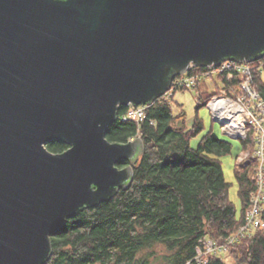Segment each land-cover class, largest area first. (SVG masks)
<instances>
[{"label":"water","instance_id":"obj_1","mask_svg":"<svg viewBox=\"0 0 264 264\" xmlns=\"http://www.w3.org/2000/svg\"><path fill=\"white\" fill-rule=\"evenodd\" d=\"M263 59L264 0H0V264H47L69 219L132 185L145 146L107 139L119 107Z\"/></svg>","mask_w":264,"mask_h":264},{"label":"trees","instance_id":"obj_2","mask_svg":"<svg viewBox=\"0 0 264 264\" xmlns=\"http://www.w3.org/2000/svg\"><path fill=\"white\" fill-rule=\"evenodd\" d=\"M252 66L255 89L264 100V59ZM205 70L193 68L187 74ZM193 89L199 104L191 126L184 106L175 100L187 89L165 94L147 106L140 124L124 120L129 107H119L107 139L111 143L142 139L145 151L134 167V181L110 201L69 219L51 238L53 255L47 264H152L156 259L161 264H188L208 239L224 246L239 233L257 189L258 161L250 157L235 166L238 208L230 198L232 184L226 181L222 164L232 154L233 144L208 132L196 148L192 146L205 131L199 110L222 96V89L210 92L205 83ZM224 89L236 100L241 92L238 78ZM246 132L242 152L253 153L254 130L248 126ZM47 148L60 154L69 147L52 141ZM128 165L123 162L119 167ZM227 255L232 264H264V229L228 245ZM206 264L228 263L225 255L212 253Z\"/></svg>","mask_w":264,"mask_h":264},{"label":"built area","instance_id":"obj_3","mask_svg":"<svg viewBox=\"0 0 264 264\" xmlns=\"http://www.w3.org/2000/svg\"><path fill=\"white\" fill-rule=\"evenodd\" d=\"M236 78L239 80L241 92L239 97L233 100L227 97L224 84L228 83L231 85ZM208 82L213 85V91L217 87L222 89V96L213 99L209 104L214 119L232 123L235 117V120L240 124V129L237 130H239L238 135L241 139L247 138L246 127L249 126L254 130L256 144L254 152H242L238 157V161L239 164H242L250 157L258 161V167L255 172L257 189L252 194L246 223L239 233L229 238L227 245L224 246L216 245L212 240L208 239L204 243V250L198 249L197 257L188 264H206L210 254L221 253L225 255L228 253V245L252 236L258 229H264V100L255 89L254 67L249 63L238 64L234 62H225L220 67L211 66L203 72H197L191 76L186 74L176 78L171 90L166 94L170 95L175 90L180 89L192 90L199 83L207 85ZM146 108L147 106H130L123 119L140 124L146 117ZM135 139L132 138L131 141ZM226 258L225 261L229 264L231 258L229 257L230 260Z\"/></svg>","mask_w":264,"mask_h":264},{"label":"rangeland","instance_id":"obj_4","mask_svg":"<svg viewBox=\"0 0 264 264\" xmlns=\"http://www.w3.org/2000/svg\"><path fill=\"white\" fill-rule=\"evenodd\" d=\"M206 85V84H205ZM206 88L212 92L213 85L211 82H208ZM198 91L196 89H192L185 92H178L176 95V102L180 105L184 106L185 111L187 112V123L189 126L192 125L194 118L196 117V109L198 107ZM221 97V96H220ZM218 98V97H217ZM198 116L204 121L205 131L197 138L192 141V146L196 148L201 138L206 135L208 132H212L215 136L219 137L223 140H228L233 144V152L231 155H228L222 159L223 170L225 174V179L228 183L232 184V188L230 190V198L231 200L240 207V199L238 196V183L235 178L234 169L235 166L239 164L238 156L242 153V143L241 137L238 135L239 130H232L231 123L225 122L222 120L214 119L212 110L209 106L203 107L199 110ZM217 120V121H216ZM230 123V124H229ZM229 124V126H227ZM226 259L230 260L227 254H225ZM162 260H154L152 264H161ZM229 264H232L229 261Z\"/></svg>","mask_w":264,"mask_h":264},{"label":"bare ground","instance_id":"obj_5","mask_svg":"<svg viewBox=\"0 0 264 264\" xmlns=\"http://www.w3.org/2000/svg\"><path fill=\"white\" fill-rule=\"evenodd\" d=\"M230 127L234 131H236L237 129H240V124H239L238 121L235 120V117L233 118V122L231 123V126Z\"/></svg>","mask_w":264,"mask_h":264}]
</instances>
